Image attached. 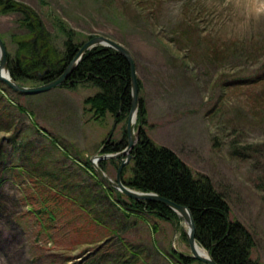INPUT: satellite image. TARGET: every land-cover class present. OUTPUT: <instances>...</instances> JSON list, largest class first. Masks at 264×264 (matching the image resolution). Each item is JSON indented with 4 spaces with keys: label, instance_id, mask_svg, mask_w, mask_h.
Wrapping results in <instances>:
<instances>
[{
    "label": "rangeland",
    "instance_id": "374dc122",
    "mask_svg": "<svg viewBox=\"0 0 264 264\" xmlns=\"http://www.w3.org/2000/svg\"><path fill=\"white\" fill-rule=\"evenodd\" d=\"M15 1L43 20L60 52L66 37L58 22L80 41L104 36L132 54L147 108V135L173 150L195 177L211 179L229 202L231 218L252 234L251 258L264 264V17L250 18L246 0H172L153 14L149 10V22L124 0ZM22 19L21 13L0 11V37L11 59L17 57V41H38ZM0 84L10 98L2 104L6 116L0 112V167L6 179L0 264L86 259L95 264L100 247L117 246L116 235L143 251L148 264H184L176 253L192 254L185 221L126 214L127 197L89 168L88 160L95 169L91 157L110 133L112 141L123 140L128 119L117 124L107 115L97 121L84 106L97 92L92 85L23 95ZM101 162L115 180L122 159ZM132 164L124 167V180L132 175ZM51 173L59 174V181ZM44 209L47 214H40Z\"/></svg>",
    "mask_w": 264,
    "mask_h": 264
},
{
    "label": "trees",
    "instance_id": "16d2710c",
    "mask_svg": "<svg viewBox=\"0 0 264 264\" xmlns=\"http://www.w3.org/2000/svg\"><path fill=\"white\" fill-rule=\"evenodd\" d=\"M124 1L130 8L141 12L142 20L149 22V10L153 14L160 5L172 0ZM148 5L150 6L147 7ZM0 11L5 14L22 13L21 25L27 32L30 30V33H37V43L17 41V57L11 59L8 56L10 74L20 85H24L26 81L39 83L36 73L48 68L51 71L45 77L46 82L58 78L86 43V41L79 40L76 32L58 22L62 34L66 37L63 51L60 52L51 43V36L43 20L37 18L36 22L31 21L27 14L30 9L27 6L15 0H0ZM18 53H25L26 60L19 57ZM81 84L92 85L97 89L94 95L87 97L84 101L85 109L97 121H104L107 115L113 116L117 124L128 119L132 108L131 67L129 62L115 50L98 46L88 51L68 81L59 87L74 90ZM139 86L142 87L140 80ZM7 96L0 84V112L4 116H6V108L2 104L7 105L10 102ZM19 110L24 111L22 108ZM146 125L147 108L143 98L140 97L137 115L140 138L131 151L132 175L127 180L123 179L124 183L136 191L154 193L178 205L188 207L195 221L197 243L210 253L217 264H260L251 258V251L254 247L252 234L241 222L231 218L229 202L225 196L215 189L210 178L195 177L191 169L173 150L155 144L144 129ZM124 133L121 141L113 142L108 138L103 141L102 153H116L124 149L127 145V130ZM88 165L91 172L97 174L89 160ZM99 165L106 172L105 162ZM3 169L5 168L0 167V206L3 205L2 186L6 180ZM58 175L51 173L49 176L59 181ZM37 182L39 180H36ZM108 187L119 196H123L110 185ZM127 200L128 202H124L122 206L126 214H155L160 218L174 220L178 225L180 224L178 215L163 204L135 201L129 198ZM84 206L87 207V205ZM97 206L101 208L103 205ZM102 210L105 209L102 208ZM39 212L47 214V209ZM50 219L55 221L54 212L50 214ZM95 220L98 223L102 222V219ZM116 237L118 238L117 246L110 245L108 249L102 251L105 245L97 250L95 256H100L95 264H148L141 255L143 251L136 250L131 243L120 236L116 235ZM182 260L184 264H191L195 261L190 258ZM91 262L92 260L87 261L86 259L81 264H92Z\"/></svg>",
    "mask_w": 264,
    "mask_h": 264
},
{
    "label": "water",
    "instance_id": "95a60500",
    "mask_svg": "<svg viewBox=\"0 0 264 264\" xmlns=\"http://www.w3.org/2000/svg\"><path fill=\"white\" fill-rule=\"evenodd\" d=\"M103 46L107 48H111L115 50L118 54L123 56L128 62L131 67V94H132V108L131 112L129 114L128 120H127V145L126 147L119 152L116 153H110V154H101L102 150L91 157V161L94 164L95 170L100 175V177L106 181L111 187L121 192L124 196H126L129 199L135 200V201H150V202H156L165 205L172 211H174L179 217H181L185 223L187 224L188 230L186 232L188 245L191 250V255H184L190 259L200 261L204 264H217L210 253L208 251V257H202L200 256L196 250L195 247L198 245L196 241V225L194 218L191 214V211L188 209V207L183 205H178L168 199L162 198L157 194L154 193H143L140 191H136L134 189H131L128 187L123 179H122V172L124 167L131 162L132 155L131 151L137 144L139 138H140V127L136 128L137 123V115H138V109L140 105V86H139V78L137 74V68L136 63L134 61V58L132 54L121 44L118 42H115L114 40L104 37V36H97L89 39L86 41V43L80 48L76 56L73 58L69 66L65 69V71L56 79L45 83V77L51 69H46L43 72H37L36 76L37 79L40 82H44L40 86L35 87H27L18 84L14 79L12 78L9 67H8V55H7V49L6 46L0 37V80L8 85V87L20 94L23 95H34L39 94L45 91H49L55 88H58L59 86L63 85L65 82L68 81V79L71 77L72 73L74 72L75 68L78 66V64L81 62L83 56L90 50H92L95 47ZM135 120V121H134ZM115 128V127H114ZM113 135V132H112ZM112 135L108 140L111 139ZM124 157H126L124 159ZM122 159L121 165L118 168L116 179L113 180L106 172L99 166V163L101 161L107 160V159Z\"/></svg>",
    "mask_w": 264,
    "mask_h": 264
},
{
    "label": "clouds",
    "instance_id": "9594fccd",
    "mask_svg": "<svg viewBox=\"0 0 264 264\" xmlns=\"http://www.w3.org/2000/svg\"><path fill=\"white\" fill-rule=\"evenodd\" d=\"M250 18L259 20L264 17V0H246Z\"/></svg>",
    "mask_w": 264,
    "mask_h": 264
},
{
    "label": "flooded vegetation",
    "instance_id": "af4514ba",
    "mask_svg": "<svg viewBox=\"0 0 264 264\" xmlns=\"http://www.w3.org/2000/svg\"><path fill=\"white\" fill-rule=\"evenodd\" d=\"M22 14V13H21ZM27 14L29 15V17H30V19H31V21L32 22H36V20H37V18H36V16H34L30 11H28L27 12ZM23 15V14H22ZM28 33H30V30L28 31ZM35 34V36L37 37V33H34ZM31 43H37L36 42V40H33V41H30ZM44 82H46V79H45V81ZM44 82H42V83H44ZM114 142V141H113ZM118 142V141H117ZM175 253H176V251H174ZM177 254V256H180V259H183V258H187L186 256H184V255H182L183 253H176ZM176 256V255H175ZM179 259V260H180ZM181 261V260H180Z\"/></svg>",
    "mask_w": 264,
    "mask_h": 264
},
{
    "label": "bare ground",
    "instance_id": "6f19581e",
    "mask_svg": "<svg viewBox=\"0 0 264 264\" xmlns=\"http://www.w3.org/2000/svg\"><path fill=\"white\" fill-rule=\"evenodd\" d=\"M45 83H47V82H45ZM135 121V120H134ZM123 150V149H122ZM121 150V151H122ZM101 163V162H100ZM99 163V164H100ZM100 166V165H99ZM195 250H196V252L200 255V256H202V257H208V254H207V252H206V250L203 248V247H201L199 244L198 245H196V247H195Z\"/></svg>",
    "mask_w": 264,
    "mask_h": 264
}]
</instances>
